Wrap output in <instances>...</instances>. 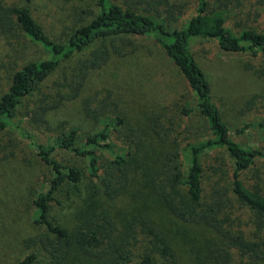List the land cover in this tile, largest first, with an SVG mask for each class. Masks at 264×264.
Masks as SVG:
<instances>
[{"label":"trees","instance_id":"16d2710c","mask_svg":"<svg viewBox=\"0 0 264 264\" xmlns=\"http://www.w3.org/2000/svg\"><path fill=\"white\" fill-rule=\"evenodd\" d=\"M25 2L0 1V36L21 47L27 38L45 56L13 72L0 98V133L15 128L50 176L47 189L32 200L35 222L44 229L24 239L35 251L20 264L41 255L46 264H180L167 229L148 212L153 203L173 219L214 232L199 249V264H231L235 255L241 264H264V146L237 137L263 129L264 119L230 126L193 50L200 40L224 52L264 53V32L241 27L233 12L241 0H197L180 26L185 6L172 0H96V11L76 13L63 42L45 32L31 0ZM128 36L148 38L177 72L169 67L152 73L154 67L143 63L122 70L117 65L114 76H107L113 54L135 49ZM85 51L73 67L68 97L92 86L83 115L101 127L83 143L74 131L39 142L16 120L23 101L62 61ZM258 96H249L246 107ZM51 107L34 113L46 127ZM197 125L203 140L194 139ZM134 168L144 178L146 192L139 197L149 199L145 205H137L131 191ZM62 207L69 209L65 217L58 214Z\"/></svg>","mask_w":264,"mask_h":264},{"label":"rangeland","instance_id":"374dc122","mask_svg":"<svg viewBox=\"0 0 264 264\" xmlns=\"http://www.w3.org/2000/svg\"><path fill=\"white\" fill-rule=\"evenodd\" d=\"M0 1L18 6L26 3L25 0ZM95 1L31 0L30 7L45 32L56 41L63 42L75 27L76 13L85 9L96 11ZM172 1L185 6L184 14L177 24L180 26L195 11L197 0ZM233 12L240 18L241 27H253L264 32V3H259V0H241ZM233 28L237 30L240 27L236 25ZM128 37L133 41L135 49L122 57L113 54L106 68L107 76H114L113 69L117 65L122 70L125 65L132 67L143 63L154 67L152 73L161 70L168 72L170 68L174 73L177 72L148 38ZM21 41L25 47L0 36V98L7 91L18 65L45 56L37 43L27 38ZM193 50L212 86L215 101L230 126L237 127L244 121L264 119V53L253 56L249 53L224 52L215 43L200 40L193 44ZM85 53L86 51L62 61L33 94L23 101L16 120L33 133L39 142H51L62 133L74 131L78 142L83 143L87 135L101 127V124L83 115L82 105L93 92L92 86L86 85L78 95L68 97L72 91L73 67L77 57ZM253 94L259 96L251 107H246L245 101ZM45 104L52 106L45 112L48 127L40 124L34 115ZM193 129L196 136L194 139L203 140V128L198 126ZM237 137L245 144L264 146V128L251 129ZM262 166L264 170V159ZM133 175L135 181L131 191L137 197L136 204L145 205L149 199L139 197L141 192H146L144 178H141L139 170L135 168ZM49 176V169L39 159L33 146L15 128L10 127L0 133V264H20L23 257L35 251V247L27 245L24 239L44 229L35 222L36 210L32 200L47 189ZM66 212L69 209L62 207L58 214L65 217ZM148 212L167 229L178 252L179 263L199 264V249L205 246V242L214 239V232L201 224L171 218L161 211L157 203L151 204ZM32 264H46L45 255H41ZM231 264H241L237 255Z\"/></svg>","mask_w":264,"mask_h":264}]
</instances>
